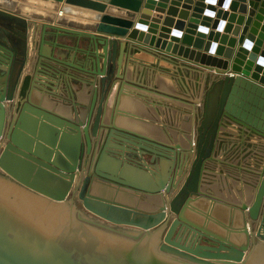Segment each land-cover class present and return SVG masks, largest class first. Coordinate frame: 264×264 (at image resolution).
I'll use <instances>...</instances> for the list:
<instances>
[{"label":"water","instance_id":"obj_1","mask_svg":"<svg viewBox=\"0 0 264 264\" xmlns=\"http://www.w3.org/2000/svg\"><path fill=\"white\" fill-rule=\"evenodd\" d=\"M14 1L0 264H264V178L249 202L202 186L222 131L264 123V0H51L59 16ZM135 47L204 69L200 104L128 79Z\"/></svg>","mask_w":264,"mask_h":264},{"label":"crops","instance_id":"obj_2","mask_svg":"<svg viewBox=\"0 0 264 264\" xmlns=\"http://www.w3.org/2000/svg\"><path fill=\"white\" fill-rule=\"evenodd\" d=\"M38 1L57 6L54 11H50V7L44 8L40 3H36ZM38 1L25 0V3L16 0L14 3L35 11L51 12L54 16L62 14L64 5L51 0ZM69 8L72 11L67 16L76 20H84L81 16L96 14L85 7L71 5ZM135 48L137 50L133 49L128 59L131 70L128 79L165 94L200 104L207 83L204 79L208 73L204 69L149 49ZM261 112L264 115V112ZM257 126L262 128H255L256 132H252L241 125L231 123L222 131L225 134L221 133L222 136L226 137L217 142L213 153L214 159L206 164L203 174L202 186L207 195L230 202H239L240 199L244 202L250 201L255 186L260 178H264L262 175L264 138L258 134L264 132V123H257Z\"/></svg>","mask_w":264,"mask_h":264}]
</instances>
